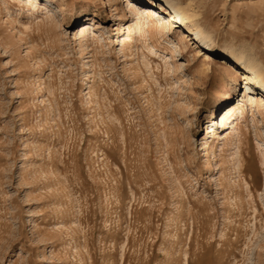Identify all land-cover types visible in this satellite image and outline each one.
I'll list each match as a JSON object with an SVG mask.
<instances>
[{
  "label": "rangeland",
  "instance_id": "rangeland-1",
  "mask_svg": "<svg viewBox=\"0 0 264 264\" xmlns=\"http://www.w3.org/2000/svg\"><path fill=\"white\" fill-rule=\"evenodd\" d=\"M168 1L210 50L121 46L161 0H0V264H264V109L232 57L264 72V0Z\"/></svg>",
  "mask_w": 264,
  "mask_h": 264
},
{
  "label": "bare ground",
  "instance_id": "bare-ground-1",
  "mask_svg": "<svg viewBox=\"0 0 264 264\" xmlns=\"http://www.w3.org/2000/svg\"><path fill=\"white\" fill-rule=\"evenodd\" d=\"M2 1L6 2V0ZM150 5L151 6L148 10L143 11L141 8L132 7L133 3H130L132 12H135V14H137L140 18L139 22L137 23V31L139 36L132 37L128 33L122 36L120 39L122 47L128 48L130 47L131 43L134 45L140 43V36H145L147 32H149L151 37L156 38L158 34L164 35L165 32L172 30L174 27H181L183 30L184 39L187 38L188 40L193 41V44H196L204 51L211 49L212 40L210 36L197 26V24L192 20L193 14H189L184 9V7L171 4L168 0H161V3L152 2ZM166 5L167 7L165 8L164 6ZM82 33V37H86L87 31H85L84 28L82 29ZM148 52L153 55L155 54L162 59L164 57L163 55L158 54L157 50L152 47L148 48ZM232 57L233 61L242 66L247 82L256 87L259 95H261L259 98L248 96L250 105L252 107L254 106L264 109V72L256 64L245 62L243 60V55H233ZM246 110L247 109L244 104H240L237 108L231 107L225 110L226 113L221 116L220 120V126H225L230 120L231 115L235 114V122L231 123V132L225 134L224 142L225 144H231L233 147H235L234 153L237 155L239 161V173H241L240 175L243 177L249 175V172L252 169L251 158L246 155L248 131L246 130V125L243 124ZM210 131L213 132L214 129ZM218 169L221 168L219 167Z\"/></svg>",
  "mask_w": 264,
  "mask_h": 264
}]
</instances>
